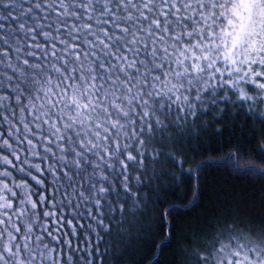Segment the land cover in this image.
<instances>
[{
  "label": "snow or ice",
  "instance_id": "obj_1",
  "mask_svg": "<svg viewBox=\"0 0 264 264\" xmlns=\"http://www.w3.org/2000/svg\"><path fill=\"white\" fill-rule=\"evenodd\" d=\"M0 264H264V0H0Z\"/></svg>",
  "mask_w": 264,
  "mask_h": 264
},
{
  "label": "trees",
  "instance_id": "obj_2",
  "mask_svg": "<svg viewBox=\"0 0 264 264\" xmlns=\"http://www.w3.org/2000/svg\"><path fill=\"white\" fill-rule=\"evenodd\" d=\"M225 151H227V149H225ZM209 155H213V156L219 157V156L223 155V152L214 151L212 153H209ZM230 163L231 162H227L226 164H221V165H214L213 166V170L214 171H218V172L222 173L223 175L227 176V175H229V172L226 171V169L228 168ZM240 163L243 165V164L251 163V162L250 161H241Z\"/></svg>",
  "mask_w": 264,
  "mask_h": 264
},
{
  "label": "clouds",
  "instance_id": "obj_3",
  "mask_svg": "<svg viewBox=\"0 0 264 264\" xmlns=\"http://www.w3.org/2000/svg\"><path fill=\"white\" fill-rule=\"evenodd\" d=\"M179 243H183V242H182V241H178V244H179Z\"/></svg>",
  "mask_w": 264,
  "mask_h": 264
}]
</instances>
